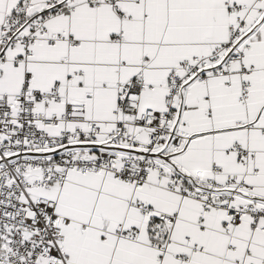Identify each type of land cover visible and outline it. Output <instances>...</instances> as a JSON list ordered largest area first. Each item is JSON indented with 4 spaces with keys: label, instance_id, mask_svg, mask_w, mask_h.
<instances>
[{
    "label": "snow or ice",
    "instance_id": "obj_1",
    "mask_svg": "<svg viewBox=\"0 0 264 264\" xmlns=\"http://www.w3.org/2000/svg\"><path fill=\"white\" fill-rule=\"evenodd\" d=\"M0 264H264V0H0Z\"/></svg>",
    "mask_w": 264,
    "mask_h": 264
}]
</instances>
